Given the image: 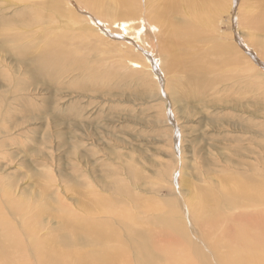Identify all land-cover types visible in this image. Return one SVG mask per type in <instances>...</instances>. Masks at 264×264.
I'll list each match as a JSON object with an SVG mask.
<instances>
[{
	"label": "bare ground",
	"instance_id": "1",
	"mask_svg": "<svg viewBox=\"0 0 264 264\" xmlns=\"http://www.w3.org/2000/svg\"><path fill=\"white\" fill-rule=\"evenodd\" d=\"M47 1L49 7L57 15L58 13L66 14L69 18L71 16L72 19L83 22L79 27L81 31L78 36L93 34L96 36L95 39L103 43L107 39L104 36L111 37L112 33H116L117 36L113 38H117L115 39L117 41L120 40L118 41L119 46L124 49L117 48V44H113L117 42L115 41L109 46L115 47L114 50L118 52L117 56L109 53V51H96L98 48L95 50L96 54L93 53L94 55L89 56V54L85 55V51L83 53L81 48L69 47V41L62 39L63 36L60 34L50 36L47 32L45 36L42 33L40 37L44 43L42 48L39 51H32L29 42L24 41L22 43L20 41L21 33L8 34L6 31L14 28V26L16 29L26 31L35 23L41 27L52 24L44 25L39 19H33L34 17L32 20L30 18L15 24L9 17H5V14H0V145L5 137L2 133H8L10 125L14 123L10 124L9 122L12 113L14 114L16 109H20L24 112L21 114H25L23 116L26 117L27 111L34 108L36 102L33 106L31 104L33 101L29 97L33 96L32 90L38 92L36 90L38 86L43 88L47 94V97L42 99L45 102L43 106L51 110L50 125L55 126V129L67 119L66 124H70L69 118H72V122L79 123L77 117L81 109L80 107L75 109L76 104L74 107L71 104L61 108L52 105L54 97L58 96L61 88L70 85L66 80L69 81L72 78L77 80L76 87H80L81 90H89V88L97 85L103 86L109 84L110 81V89L113 92L125 91L128 86L130 87L128 81L120 83L119 81L112 82V79H108L107 82L102 80V75L106 74L109 78H117L116 74H119L117 69L115 72L102 70V75H100L99 70L95 71L91 67V62L108 60L110 55H113L112 61L116 64L115 68H128V73L136 76L131 83L139 86L136 88L141 91H138L139 98L137 93L135 95L137 100L146 98L148 101V97L151 95L150 88L156 91L155 87L159 88V85L164 84L158 93L162 94L163 100L168 99L170 102L179 103L181 119L188 120L192 114L193 110L190 105L192 98L202 107L217 101H222L223 103L220 102V104L225 106L235 104L236 107L238 105L239 108L236 110L240 109V113L222 118H209L211 126L218 127L221 136L213 137L211 140L220 143L222 137H225L228 146H230L229 153L231 152L232 156L242 151L243 156L248 157V159L242 160L240 166L236 167L235 163H232L236 160L235 158L231 159V156H224L226 164L223 163L222 167L227 166L233 171L222 176V172L218 174L220 168L214 169V176L225 177L223 179L225 183L221 182L220 188L216 190L212 198L200 196L201 201L197 199L195 203L188 198L182 203L178 200V202H174V206L166 207V209L163 207H144L141 197L130 193L131 191H128L127 186L126 188L119 186L117 183L119 180L115 181L117 184L111 188L115 192H120V197H110L92 208L88 204L84 208L77 209V211L69 210V207L66 209L60 203L53 206L52 203L41 200L35 205H30V202L28 204L14 203L11 202V200L14 201V198L6 192L0 196V213H2L1 210L5 205L12 221L9 220L8 225L4 222L0 224V260H4V264H13L14 260V264H21L13 257L15 254L17 256L18 253L14 251L13 255L11 250L21 251L23 249L27 256L34 259V262H31L25 258L24 264H264V126L257 127V123L250 118L253 112L250 116L246 113V97L243 95L246 94L248 86L257 90L261 85H264L261 81L250 82L248 77V70L257 74L256 65H253L254 62L258 63L259 66L264 65V0L258 1L259 5L253 2L257 7L256 12L253 10L255 7L253 8L252 3V7L249 8H253L254 12L250 14V11L247 10L249 11L248 14L242 15L245 17L243 24L247 26V29L258 30L259 34L260 31H263L260 37H252L255 33H252L250 37V32L246 34L248 31L243 32L242 30L245 33L243 34L245 46H252L255 50L253 54L247 52L244 45H240L239 42H232L225 39L226 37H222L220 32L215 34L216 42L213 45L214 50L219 54L212 53V56L206 59L204 57L212 50L205 51L207 39L203 36L207 32L204 34L202 31V27H205L202 26L203 18L209 17L206 15L208 12L216 11L217 13L218 9L226 6L224 2L220 3V0L166 1L169 6L182 8L188 12L185 16H176L177 19L175 16V19L169 18L170 14L159 10L155 3L150 6V0H116L117 8L115 6L110 8V4L106 0ZM226 1L229 2L227 6L230 7L235 0ZM70 2L82 4L85 13H77ZM236 3L238 2L236 1ZM262 5L263 9H260ZM196 12L198 14H195ZM92 19H95V23H103L106 30L109 31L104 32L105 27L102 29L101 26L98 29L94 26ZM66 21L68 20L66 19ZM180 21L183 22V25L177 26ZM213 30L215 31V29ZM108 39L109 42L113 40L112 38L111 40ZM125 39L129 43H127L128 41L125 42ZM88 48L91 47L87 45L83 49ZM180 48H183L184 51H179ZM183 53L186 55L185 58L181 57ZM133 68L135 69L133 70ZM184 70L186 72L183 78L174 73ZM153 74L162 75L163 78L151 80ZM238 80L239 84L237 83ZM219 83L223 84L220 86ZM235 85H239L238 88L242 90L239 93L241 95L238 94L237 97L234 96L237 89ZM132 88L130 90L133 94L136 88L134 91ZM68 92L74 93V90L71 89ZM112 93L110 92V95ZM99 94H103V92ZM251 99L250 101L254 100V98ZM30 101L32 102L30 103ZM262 101L264 100L262 99ZM258 103L262 104L261 101ZM39 108L36 107V109ZM169 108L167 114H165V109L157 110L156 108L155 117H160L158 121H162L166 117L174 129L165 126L166 128H163L168 131L160 129L157 134L165 136L166 132L172 131L173 136L171 134V139L167 142L173 144L172 146L175 147L173 150L178 152L177 159L180 161L183 154L182 150H184L182 145L183 131L180 130V121L177 122L175 119L176 123L173 122V113L177 111L172 112V108ZM42 110L40 108L38 113L43 114ZM64 114H66L65 117L69 114L71 116L64 119ZM39 117L41 118V116ZM262 120L264 121V117ZM214 121L216 124H213ZM16 125L19 124L16 123ZM231 126V130L227 129ZM188 127L191 129V125ZM225 128L231 135L222 136ZM61 135L60 133L59 136L61 137ZM59 141L62 144L63 139L59 138ZM215 158L220 161L219 155H216ZM169 166L168 163L162 166L160 170L162 175L165 176ZM129 173L130 176L138 178L133 168H130ZM177 173L179 175L178 170ZM114 180L116 179H113L112 182ZM220 180H216V183L208 182V184L218 185ZM0 185H2L1 182ZM72 186L75 188L73 182ZM102 188H105L104 185ZM207 188L205 186L204 190ZM3 190L5 191L7 188L1 189L0 187V193ZM91 191L93 190H88V192ZM124 193L134 200L133 209H129L131 206L122 199ZM3 215L4 219L6 215ZM10 222H12V226ZM17 224H19V228ZM43 228H45L44 231ZM39 231L41 234H38ZM19 236L22 238L19 239L21 243L15 239Z\"/></svg>",
	"mask_w": 264,
	"mask_h": 264
},
{
	"label": "rangeland",
	"instance_id": "2",
	"mask_svg": "<svg viewBox=\"0 0 264 264\" xmlns=\"http://www.w3.org/2000/svg\"><path fill=\"white\" fill-rule=\"evenodd\" d=\"M106 1L110 4V8H114V6L115 8H117L118 4L116 0ZM166 1L168 0H150V6L154 5L155 3L156 6L159 7V10L170 14L169 18L173 17L172 19H175L176 16H185L188 14V12L182 8H174L172 6H169ZM225 1L220 0V3L224 2L226 6L224 5L221 9H218L217 13L216 11L208 12L206 15L209 17L203 18L204 20L202 26L204 25L205 27H202V31L204 32V34L207 32L205 36H203V38L207 39V42L205 44L207 47L205 51L212 50L207 53V55L204 57L205 59L209 56H212V53L219 54L214 50L213 45L216 42V35L220 32L222 34V37H226L225 39H229V41L232 42H239L240 45H244L247 52L252 54L255 50L252 46H245L246 42H244L243 39V34L245 33L243 32L248 31L246 32V34L250 32V37L252 36V33H255V36L253 35L252 37L262 36L263 31H260L259 34L258 30L256 31L247 29V26H244L245 24H243L245 23L244 16H246L249 11L250 14H252L255 9H257L256 4L259 5L258 1L260 0H242L243 2L241 0H235L234 4L230 7L227 6L229 5V2ZM236 1L238 3H236ZM253 2H256V4L254 5ZM241 3L243 4L241 5ZM251 4L254 5L253 8L255 7L254 9L252 8L254 11L249 8ZM70 5L73 6L72 8L75 9L77 13H85V8L82 6V4H74L70 2ZM64 6L68 7L66 4H64ZM244 9L246 10L244 11ZM260 9H263V5L260 6ZM52 12L53 11L49 7L47 0H0V14H5L4 16L9 17L15 24L21 22L22 20H29L30 18L32 20L33 17V19L35 20L39 19L40 21H42L44 25L49 23L50 25L52 24L51 26L41 27L40 25L35 23L31 27L27 28L28 30L26 31L22 29H16L14 26V28L6 31L8 34H12L14 32H19L18 34L21 33L20 35L22 36V38H20V41L22 43L24 41L29 42L30 47H32V51H39V49L42 48L44 43L40 37L42 33L45 36L46 33L49 32L48 35L50 36L60 34L61 36H63L62 39L66 40L67 42L69 41V47H76L78 49L81 48L80 50L82 52L85 51V53L83 52L85 55H94L98 50H104V52L109 51V53L111 52V54H114V56L118 55L117 50H114L115 47H113V45L111 47L109 46L111 45L110 43L117 41L115 40L117 38H113L117 36L116 33H112L113 35L111 37L104 36V38H109L108 40H111L112 38L114 40H112V42H109L106 39V42L103 41L102 43L101 41L95 39L96 36L93 34H82V37H80L78 36L79 32L81 31L79 27L83 22L72 19L73 17L71 16L69 18L66 14L58 13L57 15L56 13ZM195 14L198 13L196 12ZM243 14L244 16L242 17ZM66 19L68 21H66ZM215 19L216 21L214 22ZM92 20L94 26H96L98 29L99 26H101L102 29L105 27L104 32L109 31L106 30V26H104L103 23H95V19ZM182 25V21L178 22L177 24V26ZM212 27L213 29H215V31L211 29ZM98 31L100 32V30ZM125 37L128 36L125 35ZM118 41L113 43L114 45L117 44V48L121 47L119 46ZM127 41L128 40L125 39V42ZM127 43H129V41ZM87 45L91 48L84 50ZM121 49L124 48L121 47ZM179 51L183 52L184 49L180 48ZM114 56L110 55V58L108 60H96V63L91 62L90 64L95 71H100V75H102V70H112L115 72L117 69V72H119V74H116L118 76L117 78H109L106 74L104 76L102 75V80H105L107 82L108 79H112V82L119 81L120 83L128 81L130 87L128 86L125 91L116 92L114 90L115 92H113V90L110 89L111 82L109 81V84H105L103 86L97 85L96 87L93 86L89 88V90L85 89V92V90H81L80 87H76V82L78 83V81H75L72 78L69 81L66 80V82H69L70 85H65L64 87H62L61 92L58 94V96L54 97L52 103L53 106H58L61 108L62 106L67 107L68 105L72 104L74 107L76 104L75 109L77 107H80L81 111L79 116L77 117L79 123L72 122V118H69V116L71 115L69 114L67 116L70 120V124L67 123V125L66 121L68 122V119L67 116L65 117L66 114H64L63 117H65L64 119L67 120H65L60 126H56L57 129H55V126L50 125V119H52L49 118L50 115L52 117V114L50 113L51 110L48 108L46 109V107L43 106L45 103L43 102V100L45 99V97H47V94L45 90L43 88L42 90L39 86L36 89L38 90V92L32 90V92H34L33 96L29 98H31V100L33 101H30V103L32 102V105L36 102L38 105L35 103V106L37 105V108L40 107L41 109H43V114H39L38 110L40 108L36 109L34 105L33 106L35 109L31 108L30 111H27L26 117L23 116L25 114H21L22 111L20 109H16L17 112L14 111V114L12 113V119L10 118L9 122L10 124H12L13 122L14 123L10 125L8 133H2L5 137L2 141V144L0 145V182L2 183L0 187L1 189L3 187L5 189L7 188V190L1 191L0 196L6 194L7 192V194H10V196L14 198V201L11 200V202L14 203L28 204L30 202V205H35L36 202L38 203L41 200L52 203L53 206L60 203L65 206L66 209L69 207V210L77 211V209L84 208L88 204L92 208L95 207L97 203L104 202L110 197H120V192H115L111 188V186L119 183V186L121 185L125 188L127 186L128 191H131L130 193L139 195L144 207H163L166 209V207L174 206V202H178V200L182 203L184 201H187L188 199H191L195 203V200H200V196L212 198L216 190L220 188L221 182L223 184L225 183V180H223L225 179V177L214 176V169L220 168L218 174H221L222 172V176L230 174L233 171L232 168H229L231 170L230 171L227 166L222 167L223 163L226 164L224 162V156H231V159L235 158L236 160L232 161V163H235L234 165L236 167L240 166L242 160L248 159V157L243 156L242 151L237 155L232 156L231 152L229 153L230 146H228V141L225 139V137H222V141H220V143L211 140V138L213 137L221 136L219 135L220 131L217 129L218 127L214 128L211 126L209 118H222L224 116H230L235 115V113H240V109V111L236 110L237 108H239L238 105L236 107L235 104L225 106L224 104H220V102L223 103L222 101H217L214 104L210 103L211 105L202 107V105H199L192 98L190 99V105L193 110L192 114L189 116L188 120L183 118L181 119V112H179V103H173L168 99H165L167 101L166 102L162 99V94L158 93L160 92L159 89L161 90V88L164 87V84L159 85V88L155 87L156 91H153L151 90L152 88H150L151 95L148 97V101L146 98L137 100L136 98H139L138 93L141 91L137 89L139 88V86L137 87L136 84L134 85V83H131L132 79L136 78V76H132L133 74L128 73V68H115L116 64L114 63V61H112L114 59ZM190 56L192 57V55ZM181 57L185 58L186 55L183 53ZM155 61L157 62V60ZM254 63L253 65H256L257 74H254V72L248 70L249 72H247L249 80L250 82L261 81L264 84V65L259 66L258 63ZM236 65L239 66V64ZM134 69L135 68H133V70ZM185 72L186 71L184 70L174 73L181 75V77L183 78ZM152 76L153 78H151V80L163 78V76L159 74H153ZM238 82L239 80L237 81V83ZM222 84L223 83H219L218 85L221 86ZM238 86L239 85H235V87L237 88L235 91L236 94L234 95L235 97H237L238 94L242 92V90L239 89ZM130 88H132L133 91L136 88L133 94ZM71 89L74 90V93L68 92ZM100 89L104 91H101ZM105 89H107L108 91H106ZM127 89H129V92L127 91ZM98 92H103V94H99ZM110 92L113 93L110 95ZM136 93L137 97L135 96ZM218 95L221 96V94ZM243 95H245L246 97V113L250 116V114L253 112L250 118L257 123V127L261 128L262 126H264V121L262 120V118L264 117V101H262V99L264 100V85H261L257 90L252 89L248 86L246 94ZM33 97H35L36 99H34ZM250 97L254 98V100L250 101ZM256 97H258L259 99ZM39 99L43 100L40 101ZM258 101H261L262 104L258 103ZM31 104L30 107L32 106ZM166 106L168 108L170 107L169 109L172 108V112L174 110L175 112L177 111L176 113H173V122L176 123V120L177 122L180 121V130L181 132L183 131L182 135L184 136V140L182 141V145L184 146V150H182L183 154L180 161L177 159L178 152L173 150L175 148L174 146H172L173 144H168L171 139V134L173 136L172 131L169 130L170 133L166 132L164 134L165 136L157 134V131L166 128L165 126L170 129L173 128V125L168 122V119L166 117L162 121H158L160 119L159 116V118L155 117L156 108L157 110L160 108H162L163 110L165 109V114H167L168 108ZM32 109L34 112L32 111ZM27 114L30 116L29 118ZM39 116H41V118ZM32 117L37 118L33 119ZM43 117L44 119H42ZM16 123L19 125L17 126ZM213 124H216L215 121L213 122ZM188 125H191V129L190 127H188ZM182 126L186 128L183 129ZM227 129L231 130L232 126ZM165 130L166 129H164V131ZM86 132H88L89 134ZM60 133L62 134L61 137L59 136ZM225 135H231V133L226 131V128L225 132L223 131L222 133V136ZM59 138L63 139L62 144L59 141ZM75 143L78 144L76 145ZM240 145H242V143H240ZM199 149L200 151H198ZM75 152L77 155L75 154ZM216 155H219L220 161L215 158ZM167 163L170 164V166L164 176L162 175L160 170L162 166ZM130 168H133L135 170V174H137L138 178L130 176ZM177 170L179 172V175L177 173ZM113 179L116 180L112 182ZM118 180L119 182L116 183L115 181ZM216 180H220L218 185L208 184V182L216 183ZM72 182L74 183L75 188H73ZM103 185L105 188H102ZM205 186H207L208 188L204 190ZM88 190L93 191L88 192ZM40 192L43 194L41 195ZM49 195L51 196L49 197ZM122 199L129 206H131V208L129 209H133L134 200L128 194L124 193ZM54 200L55 202H53ZM3 207L5 209L2 208L1 210L2 213H0V218L2 219H0V224L4 222L8 225L9 220L12 221L10 218L11 216H9L10 214L5 205H3ZM3 214L6 215L4 219ZM10 225L12 226V222H10ZM17 227L19 228V224H17ZM44 230L45 228H43V231ZM41 231H39L38 234H41ZM15 239H18V242L21 243V241L19 240L22 239L21 236H19L18 238L16 237ZM14 251L20 255L19 257L18 254L17 256L16 254L15 256H13L19 263L21 262V264H24L25 258L28 261L34 262L33 257L27 256L26 252L23 249L21 251L12 249L11 253L13 255ZM14 262L15 260L13 261V264ZM0 263L4 264V260H2V262Z\"/></svg>",
	"mask_w": 264,
	"mask_h": 264
}]
</instances>
